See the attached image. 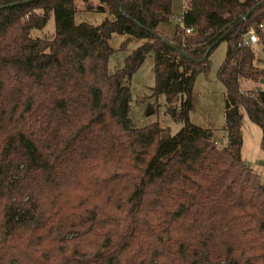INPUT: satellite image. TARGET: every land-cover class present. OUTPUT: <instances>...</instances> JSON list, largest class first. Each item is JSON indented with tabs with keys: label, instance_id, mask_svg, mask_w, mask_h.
Wrapping results in <instances>:
<instances>
[{
	"label": "trees",
	"instance_id": "1",
	"mask_svg": "<svg viewBox=\"0 0 264 264\" xmlns=\"http://www.w3.org/2000/svg\"><path fill=\"white\" fill-rule=\"evenodd\" d=\"M0 0V264H264V180L240 155L241 113L264 149V0ZM52 12L54 33L31 36ZM140 39L110 68L111 33ZM225 41L221 143L188 119L197 73ZM153 59L152 92L180 128L129 116L128 80ZM254 82L251 87L243 84ZM244 82V83H243Z\"/></svg>",
	"mask_w": 264,
	"mask_h": 264
},
{
	"label": "rangeland",
	"instance_id": "2",
	"mask_svg": "<svg viewBox=\"0 0 264 264\" xmlns=\"http://www.w3.org/2000/svg\"><path fill=\"white\" fill-rule=\"evenodd\" d=\"M76 9L73 13L75 23L86 21L98 24L106 12L82 9V0H75ZM172 15L176 16L182 11V0H171ZM176 21L170 19L167 22H158L157 29L167 36L173 33ZM54 33V18L52 12L48 14L45 24L41 28H31V36H51ZM141 40L123 33L113 32L108 38V43L115 49L110 55L108 65L120 67L123 64L126 53L137 45ZM226 43L220 41L209 54V66L205 71L196 74L191 91V105L188 111L190 122L209 129L211 137L217 143L223 141L225 130L223 127L224 108V86L216 77V69L222 61L225 53ZM257 64L264 66V52L260 46H254ZM153 59L147 54L138 68L131 74L128 80L130 90V101L128 116L135 126L158 121L162 126H167L171 133L177 131L182 125L181 121H175L165 111V104L162 95H155L152 92L154 83ZM244 83V82H243ZM251 87L254 82L247 81L243 84ZM149 108V109H148ZM241 113V147L240 155L253 171L264 180V149L260 145L261 128L249 120L243 108Z\"/></svg>",
	"mask_w": 264,
	"mask_h": 264
},
{
	"label": "built area",
	"instance_id": "3",
	"mask_svg": "<svg viewBox=\"0 0 264 264\" xmlns=\"http://www.w3.org/2000/svg\"><path fill=\"white\" fill-rule=\"evenodd\" d=\"M169 18L174 19L176 23L181 28H183L185 32H189L191 30L190 26H185L183 24V18L181 13L176 16L170 15ZM261 29H264V20L249 25L246 29L240 32L237 39V46L250 45L256 43L258 40L257 31Z\"/></svg>",
	"mask_w": 264,
	"mask_h": 264
},
{
	"label": "water",
	"instance_id": "4",
	"mask_svg": "<svg viewBox=\"0 0 264 264\" xmlns=\"http://www.w3.org/2000/svg\"><path fill=\"white\" fill-rule=\"evenodd\" d=\"M259 83L262 84V85H264V79H261V78H260V79H259ZM148 109H149V108H148Z\"/></svg>",
	"mask_w": 264,
	"mask_h": 264
},
{
	"label": "crops",
	"instance_id": "5",
	"mask_svg": "<svg viewBox=\"0 0 264 264\" xmlns=\"http://www.w3.org/2000/svg\"><path fill=\"white\" fill-rule=\"evenodd\" d=\"M182 8H183V0H182ZM172 15V14H171ZM170 20V19H169Z\"/></svg>",
	"mask_w": 264,
	"mask_h": 264
}]
</instances>
